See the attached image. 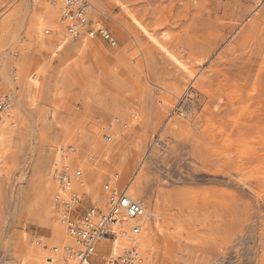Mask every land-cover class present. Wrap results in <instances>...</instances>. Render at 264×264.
<instances>
[{"label": "rangeland", "instance_id": "1", "mask_svg": "<svg viewBox=\"0 0 264 264\" xmlns=\"http://www.w3.org/2000/svg\"><path fill=\"white\" fill-rule=\"evenodd\" d=\"M33 1L0 0L12 67L0 96L16 124L0 128V264L69 244L50 175L68 146L80 210L103 203L106 183L157 207L152 264H264V0H89L116 45L83 35L58 53L62 11Z\"/></svg>", "mask_w": 264, "mask_h": 264}, {"label": "built area", "instance_id": "2", "mask_svg": "<svg viewBox=\"0 0 264 264\" xmlns=\"http://www.w3.org/2000/svg\"><path fill=\"white\" fill-rule=\"evenodd\" d=\"M62 3V19L66 22L68 38H79L86 35L90 38H101L111 46L116 40L103 26L91 25L88 20L89 0H58ZM12 97L0 96V120L11 108ZM69 151L75 152L71 147ZM64 150V149H63ZM70 160L62 158L52 166L50 175L59 188L54 196L57 209L63 211L62 221L73 240L64 251L73 264H143L138 237L142 232L147 206L142 199H133L129 189L119 188L106 183L103 187L106 195L105 207L91 205L79 209L82 196L73 187L82 176L81 169ZM126 237L131 245L118 253L103 250L101 257L95 256L97 246L102 241L112 246L118 238Z\"/></svg>", "mask_w": 264, "mask_h": 264}, {"label": "bare ground", "instance_id": "3", "mask_svg": "<svg viewBox=\"0 0 264 264\" xmlns=\"http://www.w3.org/2000/svg\"><path fill=\"white\" fill-rule=\"evenodd\" d=\"M38 1L40 3L39 5H41L42 9L45 11L44 13H49V11H50L49 9H51V8H57L58 10H60V13L63 10L62 3L60 1H58V0H35V1H33L34 3H32L31 8H33V7L37 8V5H38L37 2ZM26 3L27 2H25V4ZM25 11H26L27 17H28L29 11H30L29 5H27V8H26ZM24 18H26V17H24ZM61 20L63 22L62 15H61ZM21 23L22 22H20V24ZM39 24H40V26H39L38 30L43 28L42 21H41V23L39 22ZM42 31L44 32L45 30L43 29ZM49 32H47V33H49ZM67 33H68V31H67V27H66L65 28V34H64V36L60 39L59 43L56 46V53L60 52L62 50V48H63L64 45H68V43H69L70 40H74L72 38L71 39L68 38ZM36 41L37 42H41L42 45H47V44H45V43L42 42L43 41V33H42V36H41V34L39 35V38ZM69 47L74 48L75 47V43L74 44H71V45L69 44ZM7 50L6 51L4 50V52L2 53V56L0 57V81L3 84H10L11 83L10 75H9L10 67H11L10 66V63L11 62L9 63V59H7V55H8ZM53 56H55V55H53ZM25 58H26V56L23 57L19 62L17 60L16 65L13 63L15 65V66L13 65L14 66L13 68H18L20 66H23L24 63H25ZM17 64H19V65L17 66ZM11 69H12V67H11ZM34 81H36V80H34ZM37 83H38V81H36V84ZM2 96H4V95H2ZM15 101L16 100H14V102H13L14 104H16ZM17 106H19V105H17ZM184 107L187 110V112L190 111V107H189V105L187 103L184 105ZM10 115H12V112L9 111V110L7 111L6 114H3V117L0 120V128L1 129L3 128V129H6L7 130L9 128H14L16 126V124L14 122L10 121V118H9ZM182 115L184 116L185 114L182 112ZM103 138H104V140L106 142L111 141L110 134L105 133L104 136H103ZM9 140H10V135H7L3 130H0V148L2 150V154L0 153V155H1L0 156V169L1 170L3 169V166H4V163L3 162H4L5 158L8 155V150H9L8 149V143H9ZM69 147L73 148L75 150V152L73 153V152L69 151V149H68ZM61 149H62L61 150V153L59 152L60 154H62L61 159L64 158L65 160H67V158H65V157H67V155H69V156L76 155V158H77V154L78 153H77V149L74 146H68L67 148H65V151L63 150L64 148H61ZM61 159H60V157L57 158V163ZM78 159H80V158H78ZM76 163H78L79 165H82L81 162H76ZM56 164H53V165H56ZM80 167H77V168L80 169ZM81 171H82V176L83 177L79 181H76L77 184L75 183L73 189L74 190H78L80 192V194L82 195V197H84L86 195V193L83 192V191L81 192L79 190V187L80 188L86 187V180H85V177H84V171L82 169H81ZM77 185L79 187H77ZM130 187H127L129 189V193H130L129 195L133 199L134 198L135 199H139V198L133 196V193H132L133 191L131 190ZM56 189H57V192H59V188H58L57 182H56ZM105 202H106V195H105L104 201H103V203L101 205H99L97 203H93V205H97V206L103 208L106 205ZM150 224L153 227H155V229L158 228V230H159L158 232L162 231L161 225H160V216H159L157 207H154L153 214H151L150 210L147 208L146 220H145L144 226L142 228V232H141V234L139 235V237L137 239L138 240L139 247H140L139 248L140 254L143 257V264L146 263L145 257H147L148 264H152V262H153L152 261V251H153V248L152 247H153V244L151 243V237L149 235V230L151 229ZM57 227H59V229H61L62 228V224L60 223L59 225H57ZM66 232H67V230H66ZM61 241H64L66 243H69L67 246H69V245H71L73 243V240L70 238L68 232H67V235H64V236L61 237ZM130 245H131V242L126 237L118 238L117 241L112 246L108 245L107 244V241H102L97 246V249H96V252H95V256L101 257V255H102L101 252L103 250H108V249L112 250L113 253H118V251H121L123 248L129 247ZM67 246H65L64 248L55 247L53 249V252L55 254L50 253V248H51L50 245H45L43 247L40 246L39 248H37L36 256H34L33 260L30 262V264H73V262L69 259V257L67 256V254L64 251V249Z\"/></svg>", "mask_w": 264, "mask_h": 264}]
</instances>
